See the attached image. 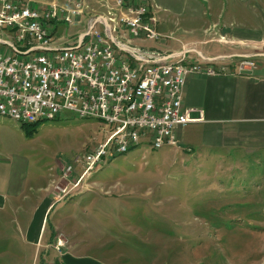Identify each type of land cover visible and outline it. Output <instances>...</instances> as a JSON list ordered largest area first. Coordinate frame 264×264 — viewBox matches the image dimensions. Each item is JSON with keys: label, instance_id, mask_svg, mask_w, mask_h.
I'll return each mask as SVG.
<instances>
[{"label": "rangeland", "instance_id": "1", "mask_svg": "<svg viewBox=\"0 0 264 264\" xmlns=\"http://www.w3.org/2000/svg\"><path fill=\"white\" fill-rule=\"evenodd\" d=\"M77 1L86 2L79 24H53L58 46L85 33L91 15L107 17L102 4L113 5L110 0ZM186 1L177 3L182 10ZM148 4L157 18L172 16L171 9ZM186 26V33L174 30L177 41L198 37L194 29L199 26L181 23L178 29ZM96 27L102 30L100 24ZM116 38L128 43V37L116 33ZM174 41L133 44L148 49ZM109 130L68 112L36 124L32 131L0 116V165L21 162L34 183V175L61 174L53 197L57 203L45 217V233L56 235L58 247L66 246L73 234L72 242L79 240L80 247H102L126 264H264V151L203 148L193 136L188 145L150 149L141 144L120 155L111 153L87 171L85 155L105 141ZM24 253L23 263L28 259Z\"/></svg>", "mask_w": 264, "mask_h": 264}, {"label": "built area", "instance_id": "2", "mask_svg": "<svg viewBox=\"0 0 264 264\" xmlns=\"http://www.w3.org/2000/svg\"><path fill=\"white\" fill-rule=\"evenodd\" d=\"M67 2L75 3L74 11L61 10L57 4L35 7L25 0H0V35L5 37H0L4 48L0 49V113L30 121L56 119L65 112L75 117L96 115L110 130L105 141L85 155L87 171L135 142H149L150 149L161 143L176 146V130L193 121L192 110L182 105L188 76L247 74L256 69L251 57L236 64L222 59L198 64L184 53L161 66L165 56L130 45L131 40L159 39L157 17L145 1L130 5L114 0L103 17L108 30L100 21L89 30L93 18L82 40L58 46L51 34L53 24H78L86 3ZM116 29H124L128 43L116 40ZM108 35L117 50H110ZM15 48H27L28 57L15 55ZM144 60H152V68H144Z\"/></svg>", "mask_w": 264, "mask_h": 264}, {"label": "crops", "instance_id": "3", "mask_svg": "<svg viewBox=\"0 0 264 264\" xmlns=\"http://www.w3.org/2000/svg\"><path fill=\"white\" fill-rule=\"evenodd\" d=\"M25 1L44 7L65 6L69 0ZM126 1L135 5L145 0ZM146 1L158 8L163 5L166 10L171 9V17L157 18L156 30L159 38H174L176 44L160 42L156 47L144 49L134 46L135 40H131V47L161 56L184 53L187 60L198 64L203 60L220 59L225 63L233 62L244 57L256 62V69L247 74H195L186 78L182 105L192 110L193 121L176 130V146L192 143L195 136V141L203 148L239 154L264 151V0H203V3L187 0L183 10L181 4H177L181 0ZM101 6L108 9L111 5ZM100 15L104 14L91 15L85 26ZM181 23L199 26L194 29L198 37L177 41L176 30L188 32L187 26L178 29ZM0 166V245L3 244L0 264H126L120 257H109L110 253L102 247H80L79 240L72 242L76 237L73 234H69L70 241L63 247L55 243L56 235L51 232L46 235L45 217L57 203L53 197L61 174L54 178L34 175V183L21 162ZM39 181L42 183H37ZM66 220L71 221V218ZM56 222L54 231L58 228ZM16 242L18 247H15ZM24 252L28 255L25 263L22 261L26 258Z\"/></svg>", "mask_w": 264, "mask_h": 264}, {"label": "bare ground", "instance_id": "4", "mask_svg": "<svg viewBox=\"0 0 264 264\" xmlns=\"http://www.w3.org/2000/svg\"><path fill=\"white\" fill-rule=\"evenodd\" d=\"M70 6L63 7L61 6V10L64 11H74L75 10V3H69ZM116 33L120 36H125L128 37V34L124 32V29H116ZM117 40V38H116ZM110 50H117V43L113 44L110 43ZM15 55L20 56V57H28V49L27 48H15ZM170 65V58L168 59H161V66H168ZM144 68H152V60H144ZM0 116L2 117H7L21 125H32V124H38V123H45L47 121H53L55 119H48V120H38V121H30V120H24L21 118H16L15 115H11L8 113H0ZM79 118H87V119H93L96 120L99 123V117H96V115H81ZM141 144H149V142H135L134 144H130V146H125L123 147V153H126L130 147H136ZM167 146H175V143H161V145H154L151 148L154 149H161ZM153 149V150H154ZM112 155V154H111ZM114 155H119V154H114Z\"/></svg>", "mask_w": 264, "mask_h": 264}, {"label": "water", "instance_id": "5", "mask_svg": "<svg viewBox=\"0 0 264 264\" xmlns=\"http://www.w3.org/2000/svg\"><path fill=\"white\" fill-rule=\"evenodd\" d=\"M98 21L102 22L103 25L105 26V28L108 30V24H107V22H106V19L103 18V17H100V16L94 18V20H93V22H92V24H91L89 30H92V28L96 25V23H97ZM87 32H88V31H86L85 33L81 34V35L79 36V39L82 40V39L87 35ZM108 34H109V32H108ZM108 37H109V40H110L113 44H115L114 39H113L110 35H108ZM192 52H195V51L192 50ZM176 56H178V55H169V56H165L164 59L174 58V57H176Z\"/></svg>", "mask_w": 264, "mask_h": 264}, {"label": "trees", "instance_id": "6", "mask_svg": "<svg viewBox=\"0 0 264 264\" xmlns=\"http://www.w3.org/2000/svg\"><path fill=\"white\" fill-rule=\"evenodd\" d=\"M36 124H32V125H21V128H27L28 131H32V128H34Z\"/></svg>", "mask_w": 264, "mask_h": 264}]
</instances>
